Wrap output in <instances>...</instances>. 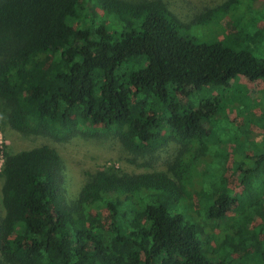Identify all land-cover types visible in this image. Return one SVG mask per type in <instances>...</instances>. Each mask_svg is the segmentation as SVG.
<instances>
[{"label": "trees", "instance_id": "obj_1", "mask_svg": "<svg viewBox=\"0 0 264 264\" xmlns=\"http://www.w3.org/2000/svg\"><path fill=\"white\" fill-rule=\"evenodd\" d=\"M238 4L229 0L210 15L223 18ZM253 27L264 40V13ZM182 28L161 0H0L7 124L51 141L6 154L0 264H230L225 258L247 259L250 249L264 262V227L248 234L246 217L213 248L225 257L208 259L200 238L209 245L213 235L205 226L229 218L238 198L215 184L206 193L190 176L204 164L220 104L200 94L227 89L238 77L264 82V61L223 43H197ZM77 137L115 138L138 156L174 141L182 147L169 165L175 178L85 169L70 198L53 144ZM251 158L254 165L236 167L255 196L250 204L264 196L255 181L264 175V151ZM193 193L200 212L207 204L205 232L178 209L191 207Z\"/></svg>", "mask_w": 264, "mask_h": 264}, {"label": "rangeland", "instance_id": "obj_2", "mask_svg": "<svg viewBox=\"0 0 264 264\" xmlns=\"http://www.w3.org/2000/svg\"><path fill=\"white\" fill-rule=\"evenodd\" d=\"M161 1L184 23V28L180 30L181 36L200 44L223 43L233 49H245L251 52L257 61H264V40L256 37V29L253 27L254 20H259L264 13V0H238L239 4L223 18L210 15V10L229 0ZM200 96L213 102L217 100L220 104L218 112L210 121L209 128L213 134L208 153L204 156L205 160H201L204 164L198 167L199 173L194 170L190 176L193 177L195 187L198 184V188L206 193H211L215 184L223 193L238 198V204L228 212L229 218L210 220L211 223L219 224L217 228L205 226L208 235H213L209 245L204 235L200 238L208 259L217 262L226 254L223 253L224 249L214 254L213 248L222 243L227 235L235 234L232 225L237 219L246 217L248 234L264 227V196L250 204L255 196L242 184L243 176L236 168L240 165H254L255 159L251 157L264 151V82L251 83L243 77H238L229 88L215 92L205 90ZM8 113L9 108L0 98V174L7 153L15 154L51 143L48 139L26 136L11 130L7 124ZM247 131L250 132L248 135ZM53 145L62 158V175L70 198L78 195L82 184V171L85 169L114 170L127 174L166 172L175 178L169 170V165L180 156L182 149L178 143L171 141L153 155L138 156L128 152L115 138L106 140L77 137L67 144ZM255 181L262 182L264 186V175ZM2 186L3 178L0 175V224L5 216ZM256 190L262 194L260 189ZM190 203L191 207L188 205L187 208L180 205L179 211L186 215L189 222L205 232L204 224L208 223V219L202 211H205L207 204L202 203L204 210L200 212L195 193ZM250 252L252 249L245 254L247 259L227 257L225 261L230 264H264Z\"/></svg>", "mask_w": 264, "mask_h": 264}]
</instances>
